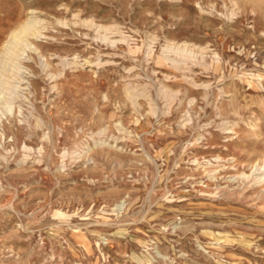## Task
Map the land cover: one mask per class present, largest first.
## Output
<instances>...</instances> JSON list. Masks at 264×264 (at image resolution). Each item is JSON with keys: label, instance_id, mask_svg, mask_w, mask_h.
Returning <instances> with one entry per match:
<instances>
[{"label": "rangeland", "instance_id": "rangeland-1", "mask_svg": "<svg viewBox=\"0 0 264 264\" xmlns=\"http://www.w3.org/2000/svg\"><path fill=\"white\" fill-rule=\"evenodd\" d=\"M0 78V264H264V0H0Z\"/></svg>", "mask_w": 264, "mask_h": 264}, {"label": "bare ground", "instance_id": "bare-ground-1", "mask_svg": "<svg viewBox=\"0 0 264 264\" xmlns=\"http://www.w3.org/2000/svg\"><path fill=\"white\" fill-rule=\"evenodd\" d=\"M29 23H31V22H29ZM31 25H32V24H31ZM26 26H27V24L25 25V27L22 26L23 28L21 27L20 30L18 31V33H16V32H15V34L13 33L15 36H12V37H13L14 39H16V37H17L18 35H20V34H22V33H24V32H27L26 30L28 29V26H27V27H26ZM11 35H12V34H11ZM22 35H23V34H22ZM29 35H30V34H29ZM31 35H32V34H31ZM26 36H27V35H26ZM23 37H24V36H23ZM10 42H11V41H10ZM16 42H18V41H16ZM20 42H21V41H20ZM6 45H7V44H6ZM17 45H18V43H17ZM10 46H11V45H10ZM13 46H14V45H13ZM15 46H16V45H15ZM10 49H14V48H10ZM17 49H18V48H17ZM4 54H5V53H4ZM7 57H8V56H7ZM9 59H10V58H9ZM1 80H2V79L0 78V85H1ZM2 85H3V84H2ZM3 86H4V85H3ZM1 87H2V86H1ZM5 87H6V86H5ZM1 89H2V88H1ZM1 91H2V90H1ZM0 98H1V97H0ZM0 101H1V100H0ZM7 101H8V100H7ZM256 169H257V168H256ZM259 179H261V177H260ZM263 180H264V179H263ZM220 202H221V201H220Z\"/></svg>", "mask_w": 264, "mask_h": 264}]
</instances>
